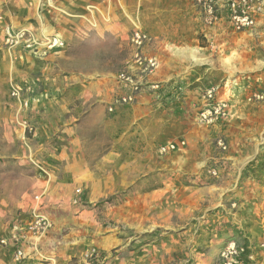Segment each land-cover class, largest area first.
Masks as SVG:
<instances>
[{"label":"crops","instance_id":"crops-1","mask_svg":"<svg viewBox=\"0 0 264 264\" xmlns=\"http://www.w3.org/2000/svg\"><path fill=\"white\" fill-rule=\"evenodd\" d=\"M82 1L63 0L65 14L45 11L46 0H0V241L25 229L38 208L54 223L45 234L24 232L22 263L0 242V264H86L92 248L99 264H187L184 255L199 241L209 256L217 253L222 235L244 220L231 200H240L239 175L259 150L252 144L241 157L219 153V175L205 180L202 156L217 150L211 144L217 133L197 128L196 110L204 90L218 86L231 121L246 130L240 137L262 138L264 101L250 93L264 88V13L238 32L225 14L207 27L190 0H137L133 15L153 38L144 52L158 61L144 75L119 5L103 4L117 21L93 31L75 14ZM5 25L57 31L66 47L45 59L11 53L3 45ZM124 49L130 55L117 69L111 59ZM124 70L140 90L132 105L110 112L116 98L132 93L119 78ZM12 82L39 83L33 95L24 94L28 108L11 96ZM177 92L181 98L172 103ZM170 145L176 149L161 153ZM111 198L113 206L102 205ZM240 233L260 241L264 232ZM261 252L259 261L243 256L242 264H264Z\"/></svg>","mask_w":264,"mask_h":264},{"label":"built area","instance_id":"built-area-1","mask_svg":"<svg viewBox=\"0 0 264 264\" xmlns=\"http://www.w3.org/2000/svg\"><path fill=\"white\" fill-rule=\"evenodd\" d=\"M195 7H198L203 20L207 27H214L220 18L225 14L228 16L233 27L238 32H243L251 29L257 23L258 17L264 13V0H192ZM46 6L49 8H56L54 0H46ZM90 11L94 12L90 7ZM65 12V11H63ZM66 13V12H65ZM67 14V13H66ZM88 22L92 27H98V23L91 16L87 17ZM132 28L130 32L129 41L133 48V57L140 65V69L144 75L150 74L158 65L155 57H148L144 48L146 45L152 43V36L144 30L141 21L137 18H130ZM4 42L10 50L21 49L29 51L35 56L45 57L51 51L66 46L64 39L55 32L48 33L45 29L38 27H19L15 28L10 25L3 27ZM121 81L128 84L132 88V93L123 95L115 99L114 103L109 106V111L114 112L116 107L131 105L136 101V93L140 90V84L136 81L134 76L127 70H124L119 75ZM36 84L34 83H11V96L22 102L25 108L29 107V97H25V93L33 95L36 91ZM252 99H264V93L258 91L253 93ZM229 116V101L219 96V87L210 86L203 93V103L196 114V122L202 127H212L221 124L227 120ZM218 145L221 149L226 150L227 144L221 138ZM174 145L165 146L161 148V152L173 150ZM40 173L47 175V170L37 163ZM213 175H217V171H212ZM77 192H80L78 189ZM37 202L42 203V195L35 196ZM54 227L53 221L49 216L38 209L34 210L32 219L29 221L25 229L15 228L11 235L3 237L1 244L10 246L15 249L14 261L22 263L26 258L25 251L22 247L24 232L28 231L34 235H41L49 232ZM264 251V243L260 245ZM247 247L239 246L235 241H232L226 249L220 254L222 264H242L241 255L245 252ZM249 251V250H247ZM247 258L254 260L255 254L253 251L246 253ZM83 258L86 264H99L100 253L97 249L92 248L85 251Z\"/></svg>","mask_w":264,"mask_h":264},{"label":"rangeland","instance_id":"rangeland-1","mask_svg":"<svg viewBox=\"0 0 264 264\" xmlns=\"http://www.w3.org/2000/svg\"><path fill=\"white\" fill-rule=\"evenodd\" d=\"M81 3H83V5H79V7L75 10L76 11L75 14H79L78 19L82 20L84 23H86L89 26V28H91L93 31H98V29L103 28V27H101L102 23L110 24L111 22L113 23V22L117 21V19H115V17H114V14H112V12H113L112 9H111V11L108 10L110 16L102 10L104 8L103 4H105V3H108V5L110 7H113V8H114V6L118 7V5H119V7H120L119 8V10H120L119 11V17L122 18V21L127 23V25L129 26V31H131V28H132L130 18H137V15H135V16L133 15V14L138 13L137 12V0H104V1H102V3L91 2L89 0H83ZM54 4L56 7L60 8V9H64V7H65L63 0H54ZM190 4H191L193 10L197 13L199 12V14H200V11H199L200 9L198 7L194 6L192 0H190ZM90 7L92 8V10L94 12L90 11ZM115 9H117V8L115 7ZM45 11H48L50 13H53L54 11H57L59 13L63 12L62 10L60 11L56 8H53V9L49 8L48 6H45ZM65 12H67V11H65ZM65 12H63V13H65ZM91 16L98 23V27L94 28L89 24L87 17H91ZM200 17H201V14H200ZM137 19H139V18H137ZM201 20H202V17H201ZM202 22H203V20H202ZM130 25H131V27H130ZM3 27L1 28L2 31H3ZM146 30L149 32V30L147 28H146ZM55 33H57V31ZM3 45L11 53L12 52L14 53L15 51H21L22 53L25 52V51L20 50V49L10 50L8 48V46L5 44V42ZM106 45L110 46V49H112L116 46L115 43H113V42H111V43L108 42ZM65 47H63V48H65ZM129 55H130V52L128 51V49H124L119 55L115 52V56L113 57V59H111V62L116 65L115 67H117V69H119L120 67L122 68L123 65H125L124 62L129 57ZM47 56H45V57L36 56V57H38L40 59H45ZM96 61H99V60H94V64L96 63ZM199 69L205 70V67H199ZM111 79L115 80L116 78L111 77ZM34 84L38 85L39 83L34 82ZM256 87H257V90L250 93L251 99H252L253 93H255V92L260 91V92L264 93V88L260 89V88H258V86H256ZM221 92H223V90ZM180 98H181V93L177 92L173 95V97H171L170 101H172V103L173 102L175 103ZM252 100H254V99H252ZM254 101H256V100H254ZM263 101H264V99L257 100L256 102H263ZM197 110H196V114H197ZM195 118H196V116H195ZM231 119L232 118L229 115L225 122H223L221 124L214 125L212 127H206L207 130L213 131V133H215V134L217 133V137L215 139L211 138V141H212L211 144L215 145L217 150L215 149L214 152H210L209 150H206V156H202V157H206L207 159H206L205 163L203 164L202 169H203V172L207 175V176L205 175V180L209 181L211 178L213 179L219 175V174L213 175L212 171L216 170L217 173H219V168L222 165L220 162L222 160L220 158V155H222V154L226 155L227 153L231 152V153H233V155L241 157V156L250 154L253 151L252 144H255L256 146H258L259 152L256 153L255 156L249 157V160L247 162H245V164L243 166L242 173L239 175V183H238L235 190L237 192H240L241 198H240V200H231L232 202L234 201V204H233L234 207L232 205H230V208L233 209V212H238L240 215L243 216L244 220L238 221L239 222L238 225L237 224L233 225V227H235L234 229H236L237 231H234V229H230L231 231L228 233V235H227L228 231H226L222 235V238H221L222 240H221V243L219 245L218 252L214 253L215 254L214 257H213L214 254H212L211 256L208 255L209 253H207V251H205V249H207L206 245L202 244L204 242L199 241V243L201 242V245H199L194 250L188 251V253L184 255L183 259L187 260V264H222L221 260H220V254L224 249H226V247L232 241H235L236 244L239 246H243V247L246 246L247 247L246 251L243 252V254L241 255V258L243 256L247 257L246 253L249 251H253V253L255 254V258L253 260L254 262L259 261V256L257 253H259L260 251L263 250L260 247V245L262 243H264V233H263L264 232V132H263L262 138H260V139H257V137L248 138L247 136L241 138L240 136L242 135V133H240L239 130H243V131H246V130L241 129L239 126H237V124L235 122L231 121ZM249 125L251 126V124H249ZM199 126L200 125L197 126L198 129L206 130V129H204L205 127H199ZM243 126L244 127H242V128H245V125H243ZM261 126H262V124L257 125V128H260ZM262 128L264 129V125L262 126ZM221 138L227 144L226 150H223V149L219 150L218 149V147H219L218 142H219V139H221ZM207 147H208V145H207ZM175 149H173V150H175ZM178 152H179V154L180 153L183 154L182 150L178 151ZM161 153H167V152H161ZM216 153H218V154H216ZM219 153H220V155H219ZM163 155H165V154H163ZM239 162L237 161L236 163H239ZM37 168H39V167L37 166ZM140 174L143 175L144 173H140ZM190 179L193 180L194 177L190 178ZM245 193H246V195H245ZM112 200H113L112 198L109 200H106L105 202L102 203V205L104 206V204L108 203V204H111V206H113ZM101 209L103 210L105 208L102 207ZM199 220L200 219H195V220H192L191 222H197ZM200 221H202V220H200ZM253 227H254V229H256L258 231L259 234L263 233V238H260V241L258 239L252 240L248 236H244L240 233V232L244 233L245 229H249V228H253ZM259 229H261V230L259 231ZM260 237H261V235H260ZM149 239L150 238H147V241ZM195 240H197V238H195ZM200 240H201V238H200ZM251 240H252V243L250 242V244H247ZM261 241H263V242H261ZM247 250H249V251H247ZM261 253H262L261 257H263V259H262V261H263L264 260V251H262Z\"/></svg>","mask_w":264,"mask_h":264}]
</instances>
